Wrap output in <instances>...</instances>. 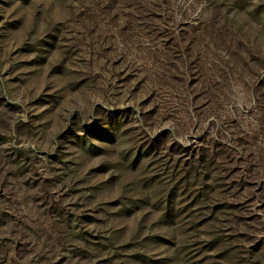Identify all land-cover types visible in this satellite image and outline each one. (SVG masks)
Here are the masks:
<instances>
[{
    "label": "rangeland",
    "instance_id": "374dc122",
    "mask_svg": "<svg viewBox=\"0 0 264 264\" xmlns=\"http://www.w3.org/2000/svg\"><path fill=\"white\" fill-rule=\"evenodd\" d=\"M0 264H264V0H0Z\"/></svg>",
    "mask_w": 264,
    "mask_h": 264
}]
</instances>
